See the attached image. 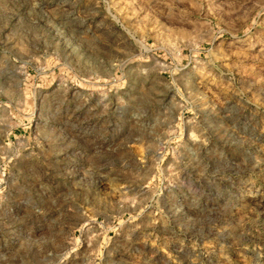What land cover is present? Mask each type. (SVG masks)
Returning a JSON list of instances; mask_svg holds the SVG:
<instances>
[{
    "label": "rangeland",
    "instance_id": "374dc122",
    "mask_svg": "<svg viewBox=\"0 0 264 264\" xmlns=\"http://www.w3.org/2000/svg\"><path fill=\"white\" fill-rule=\"evenodd\" d=\"M0 264H264V0H0Z\"/></svg>",
    "mask_w": 264,
    "mask_h": 264
}]
</instances>
